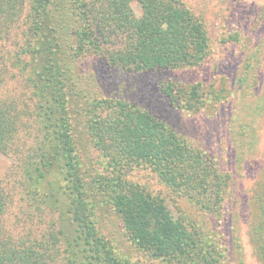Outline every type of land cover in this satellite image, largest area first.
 <instances>
[{"label":"rangeland","instance_id":"obj_1","mask_svg":"<svg viewBox=\"0 0 264 264\" xmlns=\"http://www.w3.org/2000/svg\"><path fill=\"white\" fill-rule=\"evenodd\" d=\"M177 1L202 24L206 41L200 44H204L201 53L205 55L191 66L148 72L109 64L111 51L126 48L125 34H110L114 23L104 19L109 0H48L38 17L32 16L31 0H5L7 8L0 2L4 9H0V102L3 110L10 111L9 122L0 121V130L8 133L0 142V188L7 198L5 214L0 217L1 239H38L57 216L33 201L44 188L39 187L34 196L27 173L32 152L39 147L37 131L41 128L34 95L38 79L34 77L43 65L50 67L56 60L62 80L56 75L58 87L64 82L68 91L64 92L66 113L53 98L55 119L64 120L62 130H57L62 134L56 142L61 152L52 179L66 189L68 165L79 169L88 205L87 230L80 228L81 233L108 245L106 255L116 264H166L140 253L136 238L108 198L110 186L99 185L105 179L122 177L126 185L141 187L156 198L173 217L183 216L199 229L204 257L195 252L197 245L190 251L189 264H205L206 260L209 264H264V0ZM126 4L136 18L141 16L135 0H126ZM44 17L50 19L49 29ZM31 25L38 27L40 36L46 35L53 47L50 52L36 53L39 40L33 37L34 30L29 32ZM107 48L109 54L103 60L101 54ZM197 48L192 44V49ZM175 85L202 89L198 111L184 110L164 95L166 86L175 91ZM104 97L144 109L187 147L202 153L207 171L203 190L169 188L148 165L138 163L131 170L123 169L124 176H120L113 156L116 150L103 151L86 129L92 126L96 111L91 99ZM42 103L47 106L45 99ZM195 199L203 203L197 205ZM61 224L75 231L69 220ZM175 242L172 236L168 248ZM58 256H48L47 264H65L63 254Z\"/></svg>","mask_w":264,"mask_h":264},{"label":"trees","instance_id":"obj_2","mask_svg":"<svg viewBox=\"0 0 264 264\" xmlns=\"http://www.w3.org/2000/svg\"><path fill=\"white\" fill-rule=\"evenodd\" d=\"M47 1L31 0L32 16L38 17ZM135 1L142 12L138 18L133 15L126 0H109L108 15L104 18L110 19L112 25L114 23L109 33L118 31L126 36V48L111 51L110 65L135 72L159 71L191 66L197 63L203 54L205 55V51L201 53L204 44H200L206 41L203 26L188 8L177 0ZM0 2L2 7L7 8L5 0ZM43 23L49 29L50 19L44 17ZM35 28L38 27L31 25L29 32L30 30L36 32ZM33 37L39 40V51L36 53L43 54L53 49L52 46L49 47L50 43L46 35L40 36L36 32ZM49 37L51 38V35ZM194 43L199 49H192ZM108 52L107 48L101 54L103 60ZM55 61L50 67L47 64L43 65L34 77L38 79L34 82V95L40 108L38 109L40 117L37 121L41 128L37 131L40 133L37 137L39 147L32 152L34 157L28 161L27 173L30 181L33 182L32 189L29 190L34 196L39 187L44 188V191L33 201L37 205L46 206L57 216L55 221H49L50 229L41 233L38 239L24 242L22 238L17 241L0 238V264H47L48 256L57 258L60 252L63 254L61 260H64L65 264H116L106 255L110 253L108 245L107 247L103 243L98 244L102 241L98 242L96 239L92 241L88 233L84 234L80 231V228L87 230L85 214L88 205L83 195L86 184L77 166L68 165L69 169L65 175L66 189L60 184L53 183L52 172L55 167L59 168L57 160L60 159L61 152L56 142L57 138L62 137L60 131H57L62 130V118L55 119L57 106L53 104V98L58 100L64 113V106L67 105L65 99L67 92L65 94L64 92L68 91L64 82L58 87L56 75L59 79L61 75ZM62 70L65 73L64 67ZM63 80H66L65 76ZM175 86V91L167 86L163 87L164 95L184 110L198 111L196 109L199 108L202 89L198 85ZM95 95L93 97H97ZM44 99L47 106L42 103ZM91 105L96 111L93 114L94 118L91 119L92 126L86 129L89 135L100 143L103 151L116 150L117 154L113 156L115 168L116 166L121 168L120 176H124L123 169L131 170L135 163H138L139 166L148 165L147 167L169 188L182 187L183 192L199 187L203 190L207 171L206 166L203 165L202 153L187 147L186 143L162 122L144 109L121 99L92 98ZM4 108V104L0 102V121L4 119L9 122L6 117L10 116L8 115L10 111L3 110ZM82 108L85 110V105ZM88 112L90 114V110ZM4 134L8 135L7 131L0 130V142ZM106 135L110 137L109 140L105 139ZM107 180L101 181L99 185L110 186L107 189L108 198L119 211L117 213L121 214V218L123 217L122 220L130 235H133L138 242V250L144 253L145 257L148 256L152 260L160 258L166 264H189L190 251H195L198 247L195 252L198 256L201 255V258L204 257L198 242L199 229L192 227L190 225L192 223L185 217H173L171 211L163 209L156 203V198L139 186L138 190L134 185H126L122 177ZM194 203L199 205L203 202L195 199ZM6 204L7 198L4 190L0 188V217L5 214ZM65 220H69V223L75 226V231L63 229L61 222ZM172 236L176 238V242L168 248V241ZM84 254L86 259L83 260ZM205 264H209V261L206 260Z\"/></svg>","mask_w":264,"mask_h":264}]
</instances>
